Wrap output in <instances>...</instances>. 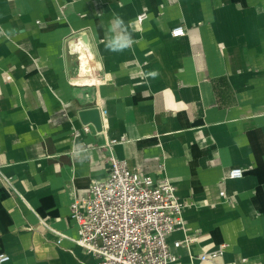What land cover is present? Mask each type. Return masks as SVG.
Wrapping results in <instances>:
<instances>
[{
	"label": "crops",
	"instance_id": "obj_1",
	"mask_svg": "<svg viewBox=\"0 0 264 264\" xmlns=\"http://www.w3.org/2000/svg\"><path fill=\"white\" fill-rule=\"evenodd\" d=\"M111 153L187 204L172 264H264V0H0V264H90L70 204Z\"/></svg>",
	"mask_w": 264,
	"mask_h": 264
},
{
	"label": "built area",
	"instance_id": "obj_2",
	"mask_svg": "<svg viewBox=\"0 0 264 264\" xmlns=\"http://www.w3.org/2000/svg\"><path fill=\"white\" fill-rule=\"evenodd\" d=\"M145 17L142 12L137 21ZM170 34L181 37L185 30L178 26ZM107 162V175L93 180L84 196L72 198L70 213L77 226L74 243L92 259L90 264H172L175 256L167 238L183 227L182 211L187 204L177 198L167 178L155 180L139 168L130 169L113 153ZM242 174L241 168H231L226 178L237 179ZM56 235L60 243L63 235ZM181 243L176 241L172 247ZM224 248L220 244L201 254L199 261L220 257ZM8 260V255L0 253V263Z\"/></svg>",
	"mask_w": 264,
	"mask_h": 264
},
{
	"label": "water",
	"instance_id": "obj_3",
	"mask_svg": "<svg viewBox=\"0 0 264 264\" xmlns=\"http://www.w3.org/2000/svg\"><path fill=\"white\" fill-rule=\"evenodd\" d=\"M78 114L83 124L90 122L95 126V128L100 130L99 111L97 108L79 110Z\"/></svg>",
	"mask_w": 264,
	"mask_h": 264
}]
</instances>
